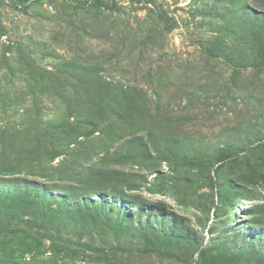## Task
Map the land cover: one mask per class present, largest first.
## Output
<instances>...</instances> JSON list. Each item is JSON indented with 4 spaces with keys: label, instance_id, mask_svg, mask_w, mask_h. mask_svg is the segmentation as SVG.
Returning a JSON list of instances; mask_svg holds the SVG:
<instances>
[{
    "label": "rangeland",
    "instance_id": "1",
    "mask_svg": "<svg viewBox=\"0 0 264 264\" xmlns=\"http://www.w3.org/2000/svg\"><path fill=\"white\" fill-rule=\"evenodd\" d=\"M8 172L108 218L6 199V262L264 264V0H0Z\"/></svg>",
    "mask_w": 264,
    "mask_h": 264
},
{
    "label": "trees",
    "instance_id": "2",
    "mask_svg": "<svg viewBox=\"0 0 264 264\" xmlns=\"http://www.w3.org/2000/svg\"><path fill=\"white\" fill-rule=\"evenodd\" d=\"M28 3L24 2L22 6L27 7ZM89 6V5H88ZM92 7H99L97 3L91 5ZM10 175L9 178H5L3 175L4 184H6V189H0V207L6 206V199L11 201H16L18 204H26V206H31L30 208L41 209L43 215L44 224L49 221L48 218H51L52 215L61 213V206H65L70 203V199L75 200V206L73 208L78 210L81 219L90 218L91 221L96 222L100 221L101 224L106 221L108 218L107 213L104 212L101 208V205L104 206L105 197H101L96 194L95 199H90L88 191H79L70 193L65 198H59L57 205L54 209H50V203H48L49 198L45 195V190L38 188L36 185L30 183L29 179L26 177L15 176L13 173L8 172ZM6 174V175H7ZM17 187L16 189H14ZM84 190V189H83ZM54 200V199H53ZM46 217V218H44ZM264 218V215H262ZM29 223V222H28ZM260 224L264 222L259 221ZM27 234H30L29 230H24ZM24 235H21L16 239V243H13L12 246L26 247L32 242L22 239ZM16 238V236L14 237ZM71 242H68V245ZM76 244V243H73ZM8 249V248H5ZM51 251V250H50ZM12 252H10L11 254ZM9 259L8 257H4ZM15 257L13 260L9 259L7 262L5 259H0V264H24L20 261H16ZM4 260V261H3ZM196 264H203V255L199 254L196 259Z\"/></svg>",
    "mask_w": 264,
    "mask_h": 264
}]
</instances>
